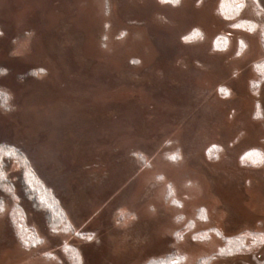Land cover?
<instances>
[{
    "label": "rangeland",
    "instance_id": "374dc122",
    "mask_svg": "<svg viewBox=\"0 0 264 264\" xmlns=\"http://www.w3.org/2000/svg\"><path fill=\"white\" fill-rule=\"evenodd\" d=\"M235 1L0 0V145L69 224L3 157L0 264H199L264 236V0ZM208 264H264V242Z\"/></svg>",
    "mask_w": 264,
    "mask_h": 264
},
{
    "label": "trees",
    "instance_id": "16d2710c",
    "mask_svg": "<svg viewBox=\"0 0 264 264\" xmlns=\"http://www.w3.org/2000/svg\"><path fill=\"white\" fill-rule=\"evenodd\" d=\"M230 8H232L231 10L234 9V13L231 11L233 13L231 15L238 18L242 11V7L239 6V3L231 4ZM241 21L246 22V20L243 19H241ZM245 24H248V22ZM0 98L5 102L6 99L4 94L0 93ZM3 157H7L10 160H16L20 163V166L22 167V190L25 193V196L32 202L33 207L44 212L47 223L54 227H58L61 224L68 225L69 227L66 213L55 192L36 175L26 155L19 148L6 143L0 145V188H2L4 192L6 191V193H10L13 185L12 182L7 179ZM15 214L16 213H13V219L16 220L15 230L17 235L19 233V235L21 234V236H23V239H21L23 244L32 245L33 243L31 242L34 241L36 236L31 237L28 235V229L21 226L20 218L16 217ZM263 242L264 236L260 233L251 231L248 233L243 232L237 234L226 239V242L220 247L218 252L211 255L209 259L202 260L199 264H208L209 261L217 257L240 254L242 251H246L250 247H254ZM181 258L180 255L173 252L164 257L151 259L146 264H178L181 261Z\"/></svg>",
    "mask_w": 264,
    "mask_h": 264
}]
</instances>
